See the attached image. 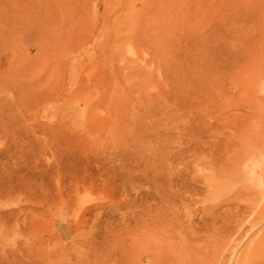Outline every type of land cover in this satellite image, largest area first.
Here are the masks:
<instances>
[{"label":"rangeland","instance_id":"1","mask_svg":"<svg viewBox=\"0 0 264 264\" xmlns=\"http://www.w3.org/2000/svg\"><path fill=\"white\" fill-rule=\"evenodd\" d=\"M0 264H264V0H0Z\"/></svg>","mask_w":264,"mask_h":264},{"label":"bare ground","instance_id":"2","mask_svg":"<svg viewBox=\"0 0 264 264\" xmlns=\"http://www.w3.org/2000/svg\"><path fill=\"white\" fill-rule=\"evenodd\" d=\"M247 168H249V167H247ZM240 169V168H239ZM249 171H247V173H248ZM254 172V171H253Z\"/></svg>","mask_w":264,"mask_h":264}]
</instances>
